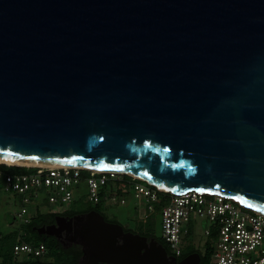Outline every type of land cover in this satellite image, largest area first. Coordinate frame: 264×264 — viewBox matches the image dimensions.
I'll use <instances>...</instances> for the list:
<instances>
[{
    "label": "water",
    "instance_id": "water-1",
    "mask_svg": "<svg viewBox=\"0 0 264 264\" xmlns=\"http://www.w3.org/2000/svg\"><path fill=\"white\" fill-rule=\"evenodd\" d=\"M0 154L264 213V0H0ZM56 220L39 232L80 264L192 257L97 210Z\"/></svg>",
    "mask_w": 264,
    "mask_h": 264
},
{
    "label": "built area",
    "instance_id": "built-area-1",
    "mask_svg": "<svg viewBox=\"0 0 264 264\" xmlns=\"http://www.w3.org/2000/svg\"><path fill=\"white\" fill-rule=\"evenodd\" d=\"M24 167L27 168L24 171L0 168V192L20 203L19 225L29 224L47 203L62 206L51 213L70 211L63 206L78 198L75 191L79 192L83 182L88 187L85 200L94 205L112 199L121 205L127 203L129 194L112 196L108 187L110 181L120 180L125 173L84 165ZM132 177L128 186L133 190L139 217L149 216L156 204L161 207V238L173 256H183L184 240L189 235L186 225L193 219H206L211 227L205 228V234L214 236L211 264H264L263 212L234 198L199 191L173 193L143 178ZM14 251L40 257L46 254L47 247L44 243L32 245L22 241L15 244Z\"/></svg>",
    "mask_w": 264,
    "mask_h": 264
},
{
    "label": "trees",
    "instance_id": "trees-1",
    "mask_svg": "<svg viewBox=\"0 0 264 264\" xmlns=\"http://www.w3.org/2000/svg\"><path fill=\"white\" fill-rule=\"evenodd\" d=\"M0 168L6 171L7 170L24 171L27 169L24 166H16V165L9 166L7 164H1ZM132 180H133L132 176L128 174H123L120 180L110 181L108 187L111 188V195L112 196L118 194L127 195V193L129 192L128 182ZM83 202H84L83 203L84 206L82 208L77 210H70L67 213H84L91 210H97L100 213H102L108 221L120 223L118 220L111 219L105 212L109 208V206L118 205L117 200L112 199L111 201L108 202L101 201L95 205L89 201L83 200ZM55 215L56 214L51 212L49 213V212L39 211L37 215L32 218V221L29 224L20 225L18 228L13 229L6 233L0 232V257L5 256L7 250H9L11 254H13L15 244L18 242L26 241L32 245H39L40 243H44L48 247L49 249L48 258L46 260L37 258L38 264H77L78 258L80 256V251L77 248L72 247L66 250L65 248H63L62 243H60L55 237L47 238L44 240L33 230V227L35 225H40V223H42L43 221L49 218H53ZM137 217L138 220L140 221L142 220V218L139 217L138 212H137ZM125 230H130L139 233L141 235L154 236L169 251L168 245L165 243V241L162 240L161 236L160 237L156 236L154 230L151 227L138 226L137 229L125 227ZM204 252L206 256L205 264H211L212 248H207ZM177 258L180 259L181 257H177Z\"/></svg>",
    "mask_w": 264,
    "mask_h": 264
},
{
    "label": "rangeland",
    "instance_id": "rangeland-1",
    "mask_svg": "<svg viewBox=\"0 0 264 264\" xmlns=\"http://www.w3.org/2000/svg\"><path fill=\"white\" fill-rule=\"evenodd\" d=\"M79 192L75 191L76 198L73 202L65 204L66 208L70 210H77L82 208L83 200L87 199L88 187L86 183H81ZM127 203L109 206L105 211L111 219L118 220L123 226L127 228L137 229L138 226L151 227L156 236H161V207L156 204V209L153 210L149 216L138 220L136 211V200L133 198V190L128 189ZM82 200V201H81ZM81 201V202H80ZM60 204H45L42 206L43 212H55L61 210ZM160 208V209H159ZM20 203L6 193L0 192V232L6 233L18 228L19 219L17 213L20 212ZM143 224V225H142ZM186 227L189 229V235L184 240L185 249H200L205 251L207 248H212L214 245V236H207L205 228L211 227V223L206 219H193ZM21 259V258H19Z\"/></svg>",
    "mask_w": 264,
    "mask_h": 264
},
{
    "label": "flooded vegetation",
    "instance_id": "flooded-vegetation-1",
    "mask_svg": "<svg viewBox=\"0 0 264 264\" xmlns=\"http://www.w3.org/2000/svg\"><path fill=\"white\" fill-rule=\"evenodd\" d=\"M75 214H79V213H67L66 212V213H63V214H60V215L65 216V217H72ZM57 215L58 214H56L53 218H49V219L43 221L42 223H40V225H35L33 227V230L39 236H41L44 240L47 239V238L54 237V236H49V235L42 234V233L39 232L38 229L43 227V226L47 227L49 225L55 224L57 222V220H56V216ZM144 236L148 237L149 239L154 238V239L158 240L154 236H149V235H144ZM58 241L61 243L60 240H58ZM62 246L66 250H68L69 248H72V247L77 248L80 251V256L78 258V263L77 264H80V260H81V258L83 257V254H84L83 247L81 245H79V244H70L68 242H66L65 244L62 243ZM48 254H49L48 247H47L46 254L43 255V256H40V257L39 256H33L31 253H16L15 251H13V254H11L10 251L7 250L5 256L0 257V264H38L37 263V258H41L42 260H46L48 258ZM168 254L172 255L171 252H169V251H168ZM190 255H192V257H191V260H190L189 264H205V261H206L205 252L200 250V249H196V248L185 249L184 253H183V256L180 259L177 258V260L180 261L183 258H186V257H188ZM19 258H21V259H19Z\"/></svg>",
    "mask_w": 264,
    "mask_h": 264
},
{
    "label": "bare ground",
    "instance_id": "bare-ground-1",
    "mask_svg": "<svg viewBox=\"0 0 264 264\" xmlns=\"http://www.w3.org/2000/svg\"><path fill=\"white\" fill-rule=\"evenodd\" d=\"M0 163H4V164H8V165H21V166H60V165H64V164H56V163H50V162H43V161H32V160H22V159H10V158H6L3 155L0 154ZM87 167H91L94 168L96 170H104V171H108L105 169H101V168H96L93 166H87ZM119 173H130L129 171L123 170V171H118ZM134 175V174H132ZM135 177H140L143 179L148 180L149 182L156 184L154 181L146 178V177H141L138 175H134ZM158 185V184H156ZM161 189H164L162 186L158 185Z\"/></svg>",
    "mask_w": 264,
    "mask_h": 264
}]
</instances>
